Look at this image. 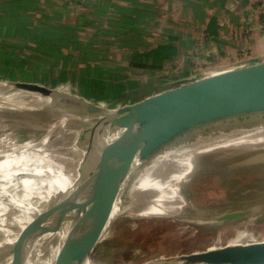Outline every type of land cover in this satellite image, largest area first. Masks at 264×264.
<instances>
[{"label":"bare ground","instance_id":"bare-ground-1","mask_svg":"<svg viewBox=\"0 0 264 264\" xmlns=\"http://www.w3.org/2000/svg\"><path fill=\"white\" fill-rule=\"evenodd\" d=\"M72 113L69 106L37 94L9 93L6 87H0V264H55L58 234L44 238L41 230L19 250L18 245L38 215L46 211L59 192L68 194L78 176L83 155L78 145L90 119L75 118L70 116ZM157 145L162 146L161 152L149 160L141 159L140 152L123 153L122 167L115 178L110 183L100 182L93 211L62 264H101L85 259V253L92 243L97 244L112 232L113 222L162 218L215 227L221 235L226 231L235 234L225 244L214 238L211 247L180 256L212 259L219 264H264V247L260 250L263 237L256 238L246 229L264 220V210L227 222L187 217L183 211L221 209L215 200L198 203L203 194L193 190L215 173L212 168L230 176L245 169L264 168L262 164L222 170L237 157L264 152V118L228 130L194 132L172 144L165 140ZM114 165L115 160L107 157L103 174L108 176ZM229 193L227 196H232ZM247 245L251 249L244 248ZM176 256L153 257L141 264H160Z\"/></svg>","mask_w":264,"mask_h":264},{"label":"crops","instance_id":"crops-1","mask_svg":"<svg viewBox=\"0 0 264 264\" xmlns=\"http://www.w3.org/2000/svg\"><path fill=\"white\" fill-rule=\"evenodd\" d=\"M10 1L0 0V82L36 83L73 96L66 89L70 65L79 73L114 70L107 84L123 83L122 70L127 91L134 90L143 100L187 82L200 65L226 67L234 54H250L253 63L264 60V0H193L195 8L187 0H37L31 21L79 31L88 41L90 34L103 30L149 34L132 50L97 39L100 62L92 66H84L77 53L60 62L32 56L29 40L3 19L11 12ZM105 4L106 11L96 14ZM138 16H144L142 24ZM48 80L58 85L49 87Z\"/></svg>","mask_w":264,"mask_h":264},{"label":"water","instance_id":"water-1","mask_svg":"<svg viewBox=\"0 0 264 264\" xmlns=\"http://www.w3.org/2000/svg\"><path fill=\"white\" fill-rule=\"evenodd\" d=\"M198 79L199 74H193L187 82L174 89L111 110L85 98H77L36 83L0 82V87H6L9 93L23 91L37 94L53 103L69 106L73 110L70 116L90 119L78 145L83 155L77 167L75 182L68 194L59 192L46 211L38 215L21 236L18 250L41 230H44V238L58 234L59 249L55 264H62L93 211L100 182L110 183L115 178L122 167L124 152H140L141 159L149 160L161 152L162 146L155 145L165 140L172 144L194 132L228 130L264 118V60L242 69ZM107 157L115 160L108 176L103 174ZM229 163L236 168L262 165L264 152L240 156ZM242 208L183 211L187 217L227 222L258 213L264 210V204L258 202ZM95 245L92 243L87 248L85 259L91 258V250ZM263 247L260 246V250ZM244 248L251 249L248 245ZM160 264L219 263L207 258L176 256Z\"/></svg>","mask_w":264,"mask_h":264},{"label":"rangeland","instance_id":"rangeland-1","mask_svg":"<svg viewBox=\"0 0 264 264\" xmlns=\"http://www.w3.org/2000/svg\"><path fill=\"white\" fill-rule=\"evenodd\" d=\"M234 55H237L236 58L226 67L221 66V63L197 66L198 80L213 77L224 73V71L242 69L255 64L250 54L242 57H239L238 54ZM256 62L258 63V61ZM71 70L73 72L72 75L69 73ZM105 70L107 69L105 68ZM105 70L103 72L96 69L79 73L78 68L70 65L67 68L69 88L66 89L73 90L74 97L85 98L91 103L110 110L130 106L141 101L143 96L135 94L134 90L127 91L125 87L127 77L124 71L119 70L125 79L123 83L112 82L109 84L108 82L107 84L108 76L114 70L109 69L106 72ZM59 78L61 77L56 78L57 82ZM48 82H50L49 87L58 85L54 80H48ZM183 83L174 84L171 87L168 86L164 92L174 89ZM16 116L18 119L22 118L18 114ZM4 125L6 126L5 128H9L7 123ZM18 131L22 130L19 129ZM229 168H231V164L227 163V165L222 167V170ZM212 170L211 172L215 173L206 176L208 178H205L203 182L193 188L194 191L197 190L200 194H203L197 200L198 203H203V201L208 203L215 200L218 201L217 206H220L221 210L251 206L258 202L264 204V168H258L259 172L245 169L235 173L233 176L222 173L221 170L218 171V168L215 170L212 168ZM222 178L226 180L223 183L221 182ZM229 192H232V196L228 197ZM112 227V232L91 250V258L95 262L101 264H141L153 257L180 256L191 252H200L215 244L214 238H217L216 241L219 240L221 244H225L235 235L227 231L221 235L217 233L215 227L205 228L200 224L188 221L183 222L164 218L157 220L141 219L133 222L119 220L113 222ZM246 229L254 237H263L264 239V220L259 219L256 223L247 226ZM220 243L218 242L217 245Z\"/></svg>","mask_w":264,"mask_h":264},{"label":"trees","instance_id":"trees-1","mask_svg":"<svg viewBox=\"0 0 264 264\" xmlns=\"http://www.w3.org/2000/svg\"><path fill=\"white\" fill-rule=\"evenodd\" d=\"M189 5L195 8L193 0H187ZM37 0H11L8 4L11 12L5 16L6 23L9 27L16 28L17 32L29 40V50L32 56L46 57L56 62L62 60H70L74 53H77L81 63L84 66L96 65L100 62L98 54V46L96 40L99 38L106 39L109 43L115 42L119 45L120 50H132L137 47L139 41H146L149 34L142 33L139 29L135 33L121 35L120 33L103 30L93 35H83L79 31L60 29L47 24H43L40 20L31 21L33 6ZM103 9V10H100ZM96 14L105 12L107 4L101 7ZM94 11V13H95ZM144 16L136 18L137 23H143ZM136 25V24H135ZM90 28L89 26H87Z\"/></svg>","mask_w":264,"mask_h":264}]
</instances>
